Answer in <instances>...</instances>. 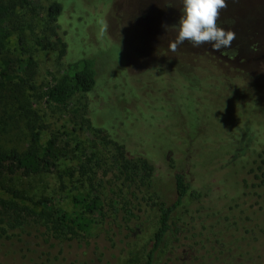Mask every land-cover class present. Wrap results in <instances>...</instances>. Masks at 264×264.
Instances as JSON below:
<instances>
[{
  "label": "trees",
  "instance_id": "1",
  "mask_svg": "<svg viewBox=\"0 0 264 264\" xmlns=\"http://www.w3.org/2000/svg\"><path fill=\"white\" fill-rule=\"evenodd\" d=\"M59 1L47 8L35 42L41 50L57 54L59 71L49 73L35 99V59L3 53L8 40L23 31L19 11L38 2L0 0V192L4 194L0 195V249L5 252L0 254V264H29L19 233L28 226L44 228L49 239L56 241H83L98 226L102 228L107 216L121 213L130 222L144 215L148 206L154 209L153 213L148 210L146 218V224H153V235L144 264H152L157 252L165 255L170 248L165 264H264V112L247 99L250 81L223 71L208 51L194 57L196 65L187 80L181 72L170 76L165 63L156 66V76L147 67L134 76L122 70L99 78L93 58L74 57L77 50L86 52L111 41L105 6L85 4L87 11L79 24L89 26L88 34L82 36L72 28L74 6ZM242 1L240 7L250 4V0ZM216 23L217 27L223 23L219 15ZM73 33L81 47L75 45ZM18 39L22 41L20 34ZM144 72L151 82L146 95L155 94V102L129 96L133 80ZM170 88L176 91L169 93ZM35 100L63 110L71 130L83 131L88 146L79 152V147L70 148V133H50L33 108ZM119 101L145 107L154 126L149 128L138 117L134 125H124L125 110ZM8 123L11 132L18 131L26 141L23 149L3 143V134L10 131ZM198 129L210 146L195 151ZM161 131L163 137L158 134ZM161 138L167 143L163 150ZM165 149L182 150L189 171L195 173L192 180L191 173L173 174L176 198L171 204L149 196ZM220 157L223 174L213 168L214 159ZM65 162H70L68 168H63ZM198 167L205 179H215V190L197 189ZM53 172L60 180L77 184L71 212L54 209L42 198L38 202L25 198L12 185L17 176ZM208 227L215 229V246L203 247L202 252L189 240ZM175 249L179 253L172 254Z\"/></svg>",
  "mask_w": 264,
  "mask_h": 264
},
{
  "label": "rangeland",
  "instance_id": "2",
  "mask_svg": "<svg viewBox=\"0 0 264 264\" xmlns=\"http://www.w3.org/2000/svg\"><path fill=\"white\" fill-rule=\"evenodd\" d=\"M36 1L38 2L36 6L32 4L19 11L22 16V18L19 17V21L23 26L21 28L23 31L8 40L3 55L19 59L32 56L35 59L38 75L35 99H38L37 95L46 83L49 73L57 74L59 70L56 62L57 54L41 50L35 45L36 39L41 35L46 10L54 0ZM62 1H68L69 6H74L72 28L77 29L82 36L88 34L89 24H79L82 14L87 11L86 5L101 4L106 8L105 21L107 34L111 41L105 46L95 45L92 50L86 52L77 50L74 57L75 59L82 56L93 58L99 78L110 77L122 70L134 76L147 67H150L156 76L158 74L155 70L156 66L165 63L170 68V76L177 77L178 72H181L187 80L190 73H193L192 68L196 65L194 57L201 52L208 51L223 71L243 76L250 81L251 86L246 95L247 99L264 112V0H255L254 4L252 3L254 0H250L249 5L244 4L242 7H240L241 0L225 2L226 6L223 11L218 13L219 18L223 21L219 27L234 32L235 38L229 46L219 48L213 47V44L208 42L199 46H194L190 41L176 43L183 11V0ZM19 34L22 38L21 42L18 39ZM73 41L77 47H81L78 37L74 38V33ZM174 46L175 51L172 50ZM74 49L77 48L74 47ZM149 80L150 76L147 75V72L134 79V91H131L132 94L129 96L132 98L140 96L149 102H155L157 100L155 94H152V98L150 95H146L151 88ZM15 87L19 89V86ZM175 91L176 88L169 89V93ZM127 93H130V90ZM215 97L218 99L219 95L215 94ZM86 98L87 95L84 98L81 96L82 101ZM94 98H96V94ZM118 104L125 110L124 125H134L138 117V119L147 121L149 128L151 125L154 126L153 121L146 116L151 112L145 111V107L138 108L135 102L119 101ZM33 108L38 111L50 133L57 131L70 133L71 149L79 147L80 152L88 146L83 131L73 132L71 130V126L65 121L67 115L63 110L51 107L41 100L33 101ZM107 108L111 114L114 113L112 109ZM122 120L123 118H118L117 121L122 122ZM8 125L7 130L10 131L3 134V143L7 147L16 146L19 150L23 149L26 144L23 136L18 131L11 132L12 128L9 123ZM158 126L162 127L163 125ZM153 130L155 131V127ZM158 134L161 137L164 136L162 131ZM161 139L163 150L167 143L163 141V138ZM195 139H197L194 145L195 151L210 146L199 129L195 132ZM162 150L160 151L162 152ZM195 153L200 159V154ZM214 161V170L218 174H223V158H216ZM187 162L182 150H164L157 166L156 179L150 190L152 195L149 194L153 201H164L168 204L175 201L173 174L176 172L191 173V180L195 177L194 171H189L190 167ZM62 165L63 168H68L70 162H65ZM196 172H198L196 174L198 177L195 183L198 190L205 192L216 189L214 178L205 179L201 167H198ZM69 181L67 178L60 180L57 173L53 172L28 178L17 176L12 181V185L21 191L24 197L31 198L34 202H38L42 198L47 200L54 209L71 212V200L76 193L74 188L77 184ZM0 195L4 196L2 192ZM28 204L32 205V203ZM36 207L40 208V205L37 204ZM148 210H151L152 213L154 211L152 206H148L144 215L140 213L141 217L134 218L130 222H126L121 213L118 216H107L102 228L98 229L100 228L98 226L83 241H56L49 239L44 228L28 226L19 232L23 245L20 247L25 249L23 256L29 264H144L152 245L153 235V224L151 226L150 222L146 224ZM214 232V228L208 227L204 232L194 233L189 244L204 252V248L215 246L216 234ZM172 250L170 248V251L165 255H160L157 252L153 257L152 264H165L166 258L171 256ZM179 251L180 249H175L172 254H177ZM4 253V250L0 249V254L4 255Z\"/></svg>",
  "mask_w": 264,
  "mask_h": 264
},
{
  "label": "clouds",
  "instance_id": "3",
  "mask_svg": "<svg viewBox=\"0 0 264 264\" xmlns=\"http://www.w3.org/2000/svg\"><path fill=\"white\" fill-rule=\"evenodd\" d=\"M225 6V0H183L176 43L190 41L199 46L208 42L217 48L229 46L235 33L217 27L216 23L219 10ZM172 50L175 51V46Z\"/></svg>",
  "mask_w": 264,
  "mask_h": 264
}]
</instances>
